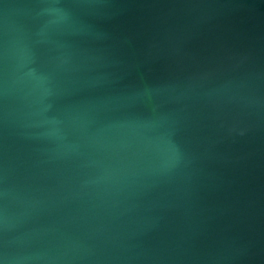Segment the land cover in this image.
Instances as JSON below:
<instances>
[{
	"label": "water",
	"instance_id": "95a60500",
	"mask_svg": "<svg viewBox=\"0 0 264 264\" xmlns=\"http://www.w3.org/2000/svg\"><path fill=\"white\" fill-rule=\"evenodd\" d=\"M0 264H264V0H0Z\"/></svg>",
	"mask_w": 264,
	"mask_h": 264
}]
</instances>
